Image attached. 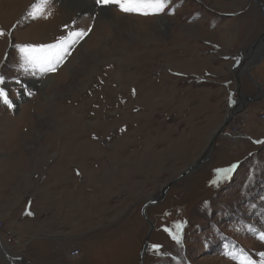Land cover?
I'll return each mask as SVG.
<instances>
[{
    "label": "rangeland",
    "instance_id": "374dc122",
    "mask_svg": "<svg viewBox=\"0 0 264 264\" xmlns=\"http://www.w3.org/2000/svg\"><path fill=\"white\" fill-rule=\"evenodd\" d=\"M82 1L50 0L36 11L38 0H0V76L15 104H0V214L27 195L0 223L23 243L19 264H138L149 230L143 205L205 153L238 82L244 96L257 90L248 75L264 84V39L252 46L264 18L253 0H166L161 15L147 16L94 0L79 9ZM76 30L87 34L54 73L25 70L19 47ZM235 53L245 65L237 81ZM261 116L264 98L226 128L238 125L248 138L219 136L203 165L146 208L153 229L142 264H239L229 252L264 264ZM28 209L34 216H21ZM20 219L47 224L56 237L26 235ZM73 250L79 256L67 258ZM0 264L9 263L0 256Z\"/></svg>",
    "mask_w": 264,
    "mask_h": 264
},
{
    "label": "snow or ice",
    "instance_id": "6c2138e0",
    "mask_svg": "<svg viewBox=\"0 0 264 264\" xmlns=\"http://www.w3.org/2000/svg\"><path fill=\"white\" fill-rule=\"evenodd\" d=\"M50 3V0H38V3L34 5L36 11H41L42 6H46ZM95 5L100 9L109 8L112 6L118 7L119 10L125 14H137V15H161L166 6V0H94ZM34 18H38L35 17ZM68 26H65L67 30ZM87 33L83 30L70 31L66 37L58 40L53 44L46 45H27L19 47V52L23 57V64L25 70L31 69L38 71L42 75L54 73L59 66L63 64L66 57L69 55L71 48L78 44ZM0 35H3L0 32ZM17 84L21 81L17 80ZM5 79L0 76V104L6 106L8 109H14L15 104L9 96L8 90L3 86ZM31 95L32 93H28ZM237 165H232L228 168L218 169V179L214 183L223 182L228 174L232 173ZM31 215V213H28ZM177 233L172 235L171 238L177 245L182 243V231L181 225H176ZM171 235V233H170ZM261 241H264V233H261L258 237ZM160 246L154 245V249H159ZM229 258L238 260L239 264H250L248 258L241 254L237 256L234 252L225 253Z\"/></svg>",
    "mask_w": 264,
    "mask_h": 264
},
{
    "label": "water",
    "instance_id": "95a60500",
    "mask_svg": "<svg viewBox=\"0 0 264 264\" xmlns=\"http://www.w3.org/2000/svg\"><path fill=\"white\" fill-rule=\"evenodd\" d=\"M264 39V33L261 35L260 39L257 41V43L253 44V47H259L258 44L261 42V40ZM251 51H248L246 53V58L245 59H249L250 54L253 52L254 48H250ZM260 58V57H259ZM260 60V59H259ZM259 60L257 62H259ZM236 79H237V74L235 75ZM248 79L251 81V83L253 84V86L257 89L256 93H254L251 96H244L239 88V82L237 84L238 88L235 90L236 92V101L234 102L231 110L227 111L223 121L221 122V124L218 126V129L215 131V133L212 135V137L209 140V143L207 145V147L205 148L207 150V152L209 153V155H207V153L205 152V155L203 154L201 156V158L193 163L192 165H190L187 169H185L183 171V173H181L180 175H178L175 179L171 180L169 183L165 184V186L162 189L161 194L159 195V197L156 200H149L147 201L143 207L141 208V217L146 221V223L149 226V230L148 233L146 235L145 241L142 244V247L140 249L139 252V262L138 264H142L143 261V256H144V251L146 249L147 246V241L148 238L152 232L153 229V225L151 223V221L147 218L146 216V208L153 206L155 204H157L164 196V194L168 191V189L177 181L182 180L183 178H185L186 176H188L191 172L195 171L199 166L203 165L204 162H206V160L210 157V155L212 154V148L214 146V142L215 140L219 137V136H223L226 132V128L228 126V124L230 123V121L237 115L241 114L243 112V110L251 103L254 102H258L259 100L264 98V95L261 98H258V94L263 93L260 89L259 84L253 82L252 78L250 76H248ZM232 100V99H231Z\"/></svg>",
    "mask_w": 264,
    "mask_h": 264
},
{
    "label": "crops",
    "instance_id": "0c3cea01",
    "mask_svg": "<svg viewBox=\"0 0 264 264\" xmlns=\"http://www.w3.org/2000/svg\"><path fill=\"white\" fill-rule=\"evenodd\" d=\"M237 56H239V54L237 55L235 53V55L232 58V60H230V66H229L230 67V73H234L235 71H238V73L239 72H242V70H243L242 67L245 66V65H243L242 58L239 57V59H236ZM241 65H242V67L240 69V66ZM235 74H236V72H235ZM231 76H232V74H231ZM248 76H250V75H248ZM248 76H247V80H248ZM234 77L236 78V76H234ZM254 78H255V83L259 84L260 87H263L264 86V84L261 81V79L259 78V75L258 74H255ZM236 81H237V79H236ZM263 89H264V87H263ZM263 93H264V90H263ZM229 102H231L230 99H229ZM232 104H233V102H232ZM230 106H233V105H229L228 107H230ZM260 127H262V126H260ZM224 136L227 137V138L232 139V141H239V140H241V139H243L245 137L248 138V136L245 133H240L238 135L231 136L227 132ZM20 195H22V194L20 193ZM19 198L20 199L17 201V203L15 204V206H12L11 200H9L6 203V204H8L10 202L9 203V206L7 205V206H4V207L1 208V212L2 213L0 214V220H2V217H4V216H8V217L11 218V215H12L13 218H15L16 213H18V211L20 210V207L21 206H19V205H20L22 199L24 198L23 201H26L27 200L26 199L27 198L26 193H25V196L22 195ZM6 201L7 200H5V199L0 200V204L4 205L3 202H6ZM29 212H30V210L28 209L26 212L22 213L21 216L24 215V217H26V216H28V217H31L32 216L33 217L34 216V213L30 212L31 215H28ZM19 221H16L15 220V223L18 225V227L25 229L26 235L28 234L29 236L31 235V237H32L35 233L43 232L45 239H50L52 237H56V235H55L56 232L53 231V228H51V226H49L47 224H42V223H39V222L38 223H35V222H30V221H28L27 224H24L25 222L23 220L20 219ZM10 228L11 227L7 223V225H6V231H10ZM72 243H73V241H72ZM72 243H71V245H72ZM67 254H69V253H67ZM0 256H1V259H3L4 261H7V263H9V264H19V263H22L23 262L22 261V254H20L18 252H14V251H9V249H7L6 247L3 246V244H2L1 241H0ZM67 258H70V257L67 255ZM33 259H34V257H33Z\"/></svg>",
    "mask_w": 264,
    "mask_h": 264
},
{
    "label": "built area",
    "instance_id": "2783aa9c",
    "mask_svg": "<svg viewBox=\"0 0 264 264\" xmlns=\"http://www.w3.org/2000/svg\"><path fill=\"white\" fill-rule=\"evenodd\" d=\"M261 119H264L263 116H261ZM241 129L238 128V125H233L232 128L227 131L229 135L235 136L242 132H240ZM0 241L2 242L3 246L9 249V251H14L16 248L22 247L23 243L21 242V239L19 235L11 231H6L4 225L0 223ZM78 250L71 251L68 256L70 258H76L79 256Z\"/></svg>",
    "mask_w": 264,
    "mask_h": 264
},
{
    "label": "flooded vegetation",
    "instance_id": "af4514ba",
    "mask_svg": "<svg viewBox=\"0 0 264 264\" xmlns=\"http://www.w3.org/2000/svg\"><path fill=\"white\" fill-rule=\"evenodd\" d=\"M252 2L256 4V8H257V10H258V14H259V16L264 18V4H262V3H258L256 0H253ZM255 4H254V5H255ZM242 60H243V59H242ZM236 62H237V61H236ZM235 95H236V94H235Z\"/></svg>",
    "mask_w": 264,
    "mask_h": 264
},
{
    "label": "bare ground",
    "instance_id": "6f19581e",
    "mask_svg": "<svg viewBox=\"0 0 264 264\" xmlns=\"http://www.w3.org/2000/svg\"><path fill=\"white\" fill-rule=\"evenodd\" d=\"M82 6L81 7H79V9H83V8H90L91 6V2L89 1V0H84V1H82L81 3H80ZM78 9V10H79ZM88 11V10H87ZM104 11V10H103ZM48 79H49V77H48ZM47 79V80H48ZM206 153H207V155H209V153L207 152V150L205 151ZM205 154V153H204ZM201 158V157H200Z\"/></svg>",
    "mask_w": 264,
    "mask_h": 264
},
{
    "label": "trees",
    "instance_id": "16d2710c",
    "mask_svg": "<svg viewBox=\"0 0 264 264\" xmlns=\"http://www.w3.org/2000/svg\"><path fill=\"white\" fill-rule=\"evenodd\" d=\"M182 263H183V259H182Z\"/></svg>",
    "mask_w": 264,
    "mask_h": 264
}]
</instances>
